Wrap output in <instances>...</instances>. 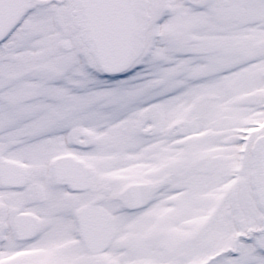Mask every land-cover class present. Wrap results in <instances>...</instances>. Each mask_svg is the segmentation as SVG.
I'll list each match as a JSON object with an SVG mask.
<instances>
[{"label": "snow or ice", "instance_id": "obj_1", "mask_svg": "<svg viewBox=\"0 0 264 264\" xmlns=\"http://www.w3.org/2000/svg\"><path fill=\"white\" fill-rule=\"evenodd\" d=\"M0 264H264V0H0Z\"/></svg>", "mask_w": 264, "mask_h": 264}]
</instances>
